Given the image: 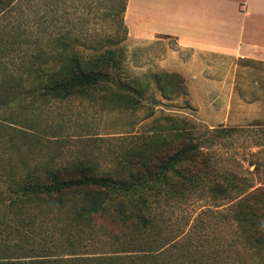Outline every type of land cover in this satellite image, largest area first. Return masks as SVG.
I'll use <instances>...</instances> for the list:
<instances>
[{
  "label": "rangeland",
  "instance_id": "rangeland-1",
  "mask_svg": "<svg viewBox=\"0 0 264 264\" xmlns=\"http://www.w3.org/2000/svg\"><path fill=\"white\" fill-rule=\"evenodd\" d=\"M121 1L0 0V76L14 74L24 84L14 102H0V181L15 165L25 172L85 159L108 168L134 137L184 130L212 157L221 180L237 175L240 188L262 190L254 213L264 222V64L182 48L165 37L123 38ZM69 34L86 52L118 50L122 67L112 74L124 92L138 95L136 106L97 95L60 99L41 92L33 54ZM162 71L180 75L176 92L169 87L166 97L153 77ZM232 200L208 194L166 200L161 220L179 239L192 233L213 243L222 228L233 229L222 215Z\"/></svg>",
  "mask_w": 264,
  "mask_h": 264
},
{
  "label": "trees",
  "instance_id": "trees-1",
  "mask_svg": "<svg viewBox=\"0 0 264 264\" xmlns=\"http://www.w3.org/2000/svg\"><path fill=\"white\" fill-rule=\"evenodd\" d=\"M121 2L126 38L128 0ZM71 39L58 35L33 54L44 95H97L126 108L140 100L124 92V83L112 74L122 67L117 49L86 52ZM153 77L165 97V90L176 92L179 86L176 73ZM22 88L20 78L2 74L0 102H14ZM169 133L134 137L108 168L85 159L25 172L8 167L0 181V264H264V222L254 213L262 190L240 188L237 175L221 180L198 141L184 130ZM205 194L232 200L222 212L232 231L222 228L213 243L192 233L179 239L161 220L162 203ZM51 214L58 218L46 222Z\"/></svg>",
  "mask_w": 264,
  "mask_h": 264
},
{
  "label": "crops",
  "instance_id": "crops-1",
  "mask_svg": "<svg viewBox=\"0 0 264 264\" xmlns=\"http://www.w3.org/2000/svg\"><path fill=\"white\" fill-rule=\"evenodd\" d=\"M124 19L137 41L165 37L264 64V0H128Z\"/></svg>",
  "mask_w": 264,
  "mask_h": 264
}]
</instances>
